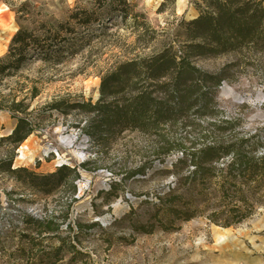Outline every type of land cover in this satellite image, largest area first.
<instances>
[{"label":"rangeland","instance_id":"374dc122","mask_svg":"<svg viewBox=\"0 0 264 264\" xmlns=\"http://www.w3.org/2000/svg\"><path fill=\"white\" fill-rule=\"evenodd\" d=\"M206 1L0 0V32L14 37L21 29L47 30L57 34L58 45L55 58L29 54L12 77L0 79L2 97L16 95L21 101L39 92L26 101L37 132L15 151L12 170L49 176L65 165L80 174L72 203L71 191L63 185L62 192L52 179L27 186L24 181L30 178L24 171L8 174L1 169L0 207L15 218L20 212L43 218L70 206L71 220L86 226L81 247L88 257L75 264H264L263 188L250 196L254 213L246 221L225 228L210 220L218 212L224 222L235 206L233 195L221 202L215 194L220 170L230 157L217 162L216 179L205 184L203 197L193 200L200 209L196 217L183 221L166 216L161 202L175 192L182 197L181 206L188 203L190 180L179 189L180 180L189 178L194 168L189 162L176 166L186 152L222 139L227 145L255 136L256 154L263 155L264 44L239 55L191 58L192 66L220 77L221 83L206 86L211 88L206 111L194 96L187 118L177 127L164 125L147 133L121 128L104 134L103 143L85 131L91 121L99 122L92 108L102 99L112 108L114 102L123 106L128 97L123 92L102 98L103 79L123 63L144 65L166 50L179 55L191 43L186 25L212 11ZM259 1L264 7V0ZM84 13L90 16L88 25L80 20ZM7 40L0 36V45L5 47ZM10 44L0 58L8 54ZM84 104L90 109L82 108ZM17 122L10 113L0 112V134ZM9 148L13 146L0 143V158ZM20 198L22 202L16 201ZM4 215L5 209L0 221ZM96 222L102 229L92 226Z\"/></svg>","mask_w":264,"mask_h":264},{"label":"trees","instance_id":"16d2710c","mask_svg":"<svg viewBox=\"0 0 264 264\" xmlns=\"http://www.w3.org/2000/svg\"><path fill=\"white\" fill-rule=\"evenodd\" d=\"M208 7L212 10L201 15L186 25L187 44L179 55L165 51L154 55L144 61V65L127 62L119 65L114 72L103 79L101 92L106 95L117 96L123 92L128 94L123 106L114 102L112 108L102 104V100L92 108L99 122L91 121L85 129L90 136L106 141L104 134L117 133L121 128L154 132L164 125L177 127L183 119L187 118L194 101V96H199L204 110L208 108L210 98L208 93L211 88L208 84L213 82L216 87L221 83L220 77H213L201 72L190 63L191 58L216 57L221 55L241 54L247 48H258L264 44V7L259 0H207ZM127 5L122 10L127 13ZM83 25L90 23L87 13L81 17ZM45 27V26H44ZM19 30L13 37L8 54L0 58V79L13 76L20 69L21 63L29 54H35L42 60H51L56 57V37L51 31ZM151 82L148 87L142 83ZM162 94L164 99H159ZM39 96L38 91L18 97H2L0 95V112H8L11 118L17 119L15 130L6 137H1L0 143L13 146L0 158V170L8 174H27L30 181L25 185H34L35 180H54L57 187L63 185L68 188L72 196V203L76 202L77 193L74 182L80 178L76 168L60 167L57 172L49 176H38L27 169H14V153L37 132L36 126L28 113L29 105L26 101ZM85 110L90 105H81ZM23 115V117H19ZM93 124V125H92ZM248 138L238 143L227 144L222 139L213 145L203 146L190 153L186 152L180 164H188L194 168L189 178L180 180V188L190 180L192 192L189 201L181 206L182 197L171 193L165 201L162 199V210L166 216H176L183 221H189L199 215V207L193 203L203 197V187L216 179V164L225 157H230L229 163L220 170L221 177L217 180L215 194L221 202H225L233 195L235 206L227 212L224 222L219 221L217 213L210 216V220L217 225L230 228L246 221L254 207L250 196L254 191L264 189V152L257 156V146L253 139ZM85 167V166H84ZM47 183V182H46ZM55 186V187H56ZM178 189V190H179ZM197 193L194 198L193 193ZM10 196V195H9ZM22 202V198L16 199ZM25 201V199H24ZM12 204L8 198V207ZM168 204L171 206L168 207ZM195 204V205H194ZM238 205V206H237ZM177 206V208L173 207ZM0 221V262L5 264H75L85 262L88 254L83 252L82 239L85 236L86 226L78 220H71L70 206L59 215L50 214L43 218H36L26 212H20L17 218L9 214L7 208ZM93 227L102 226L99 222ZM80 247V249H79Z\"/></svg>","mask_w":264,"mask_h":264},{"label":"crops","instance_id":"0c3cea01","mask_svg":"<svg viewBox=\"0 0 264 264\" xmlns=\"http://www.w3.org/2000/svg\"><path fill=\"white\" fill-rule=\"evenodd\" d=\"M2 35H4L6 38L8 37V40H7V42H6V46L4 47L3 45H0V50H2V53L0 54V57L1 56H3L4 54H5V52H7V46L10 44V42L9 41H11L12 40V36H13V33L12 34H7V33H2V32H0V36H2ZM1 120L2 121H5L6 119H4L3 117L1 118ZM11 121H12V119H11ZM2 123V122H1ZM0 123V124H1ZM12 124V123H11ZM16 125H17V123H14V124H12V125H10V128L6 131V132H4L5 130H1L2 132H1V134H0V138L1 137H6V136H9L10 134H12V132L15 130V128H16ZM30 139H31V137L28 139V141H30Z\"/></svg>","mask_w":264,"mask_h":264},{"label":"bare ground","instance_id":"6f19581e","mask_svg":"<svg viewBox=\"0 0 264 264\" xmlns=\"http://www.w3.org/2000/svg\"><path fill=\"white\" fill-rule=\"evenodd\" d=\"M71 142V141H70ZM24 149H27L26 147H24ZM24 149H22V151L24 150Z\"/></svg>","mask_w":264,"mask_h":264}]
</instances>
